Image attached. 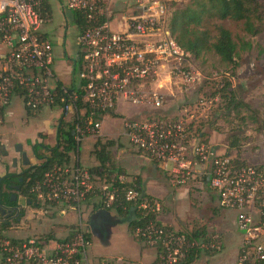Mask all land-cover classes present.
Returning <instances> with one entry per match:
<instances>
[{
    "label": "built area",
    "instance_id": "obj_1",
    "mask_svg": "<svg viewBox=\"0 0 264 264\" xmlns=\"http://www.w3.org/2000/svg\"><path fill=\"white\" fill-rule=\"evenodd\" d=\"M63 7L80 16L75 45L79 56L76 77L65 85L54 68L53 45L42 34L50 16L40 0H0V124L10 115L13 98L24 111L56 109L58 120L71 123L75 142L98 133L103 115L122 101L134 107L160 108L163 80L177 78L185 89L195 84L190 55L170 37L167 0H64ZM114 13L120 17H115ZM163 76H165L163 78ZM193 111L182 108L174 120H128L123 124L129 144L157 163L175 185L196 177L217 195L221 209L236 213L242 235L236 264H264V169L241 164L229 155L215 153L188 131ZM121 176L95 182L88 169L78 165L53 166L33 187L35 206L61 205L80 213L83 203L95 198L103 209L123 202L151 219L137 228L145 247L156 251L154 264H179L195 248L219 250V244H202L158 222L159 203L135 187H122ZM153 218V219H152ZM88 231L78 225L61 242L28 239L12 244L0 239L4 264H124V260L93 262L88 257Z\"/></svg>",
    "mask_w": 264,
    "mask_h": 264
},
{
    "label": "rangeland",
    "instance_id": "obj_2",
    "mask_svg": "<svg viewBox=\"0 0 264 264\" xmlns=\"http://www.w3.org/2000/svg\"><path fill=\"white\" fill-rule=\"evenodd\" d=\"M60 1L65 2L64 0ZM196 1L204 2L203 0H167L166 21L169 20L174 10L193 6ZM124 2L125 0H117L115 6H124ZM53 8L52 23L47 25L46 28L51 31V38L55 41L54 44L51 39L52 45H56L55 52L53 49L55 64L60 69L67 64V60L63 56L64 50L73 53V39L76 34L75 27L77 24L69 21L68 15H66L67 22H64L63 15L56 7V3H53ZM116 14L114 13L115 17L119 18L120 15L116 16ZM214 24L224 26L236 38H245L251 43L249 51L241 52L235 72H230L231 69L220 63L213 55H207L199 61H195L190 56L191 72L196 77L195 84L192 87L185 89L181 81L174 77H171L170 80L168 78H160V80H163L161 92L164 94L163 104L160 108L142 107L147 112L141 116H132L123 121L114 120L112 122L113 125H110L109 130L105 131V133L100 131L82 138L77 154L74 153L71 156L70 163H74L78 155L81 165L89 169L97 167L98 162L89 150L92 149V144L98 139L102 142L112 141L114 143V146L110 149L114 160L123 151L130 156H145L151 161L146 155L130 146L125 135L124 122L128 120H150L160 117L174 120L182 108L185 107L193 111L194 130L191 132L192 137L208 143L217 154L229 155L240 163L264 169V134L260 131L261 128H264V25L260 34L254 37H247L241 31L240 25L229 20L211 21L208 26L211 28ZM55 56L57 59H55ZM70 59L72 60L73 58ZM76 61H79V59ZM69 79L66 82H62L67 85ZM225 79H228L231 83L230 89L236 101L251 108V110L242 111L241 117L245 119L244 121L236 117L233 111H227L225 109L226 103L222 99L216 95L213 96V93L223 85ZM171 91H174L173 96L170 95ZM11 104L10 111L13 112V116L8 117L2 123L7 128L3 132L7 133L10 130V135L22 133L21 137L12 138L20 142L23 141L25 134H27L30 138H33L34 135L37 136L41 143L43 142L48 146L55 144L56 127L61 117L58 110L43 109L37 112L35 116H26L17 98H13ZM166 106L170 108L169 111L165 110ZM197 129L199 131L196 132ZM231 135H238L240 140L238 149L228 147V139ZM7 136L9 135H5V137ZM151 162L158 165L153 161ZM93 163L95 166H92ZM159 167L165 175L159 173L155 179V188L163 189V193L155 197L161 208L157 215L158 217L169 222L170 224L168 225L173 227L174 230L177 229L183 233L188 232L191 229L190 226L195 222L206 225L210 223V225H213V229H226L224 233H229L223 221L219 220L221 223H216L218 208L212 199V190L208 187L205 180L202 181L196 177L195 180L185 185H175L169 179L170 177H167V173L160 165ZM93 176L95 182H101L98 176ZM42 213L41 215L35 211H27L26 217L22 219L24 221L23 225L17 226L20 227L17 229L3 230L1 237L3 236L5 237L4 239L8 240L20 239L21 241L26 239L41 240L42 238L47 240L50 235L53 237L55 235V223H65V220L56 216L53 218L49 217L48 210H43ZM210 215L211 217L209 218ZM50 220L52 223H50ZM88 226L91 233L93 231L98 232L97 234L93 233L94 240L92 247L89 249V254L121 256L124 246L134 249V251L139 248L133 240L134 238L131 236L132 239L128 234L129 232H126V222L118 217L113 210L108 211L105 209L101 216L97 220H91ZM213 229L209 228L208 233L211 235L212 240L219 244V250L212 251L209 254L220 257L219 262L221 264H228V255L226 254L228 251L223 247V235L221 234L222 237L219 238L215 232H212ZM225 254L224 258L223 255Z\"/></svg>",
    "mask_w": 264,
    "mask_h": 264
},
{
    "label": "trees",
    "instance_id": "obj_3",
    "mask_svg": "<svg viewBox=\"0 0 264 264\" xmlns=\"http://www.w3.org/2000/svg\"><path fill=\"white\" fill-rule=\"evenodd\" d=\"M196 1L193 6H187L184 9H176L172 12L167 29L170 37L176 44L186 53H188L195 61H199L207 55L215 56L220 63L229 67L230 72H235L238 66L241 52L249 51L251 43L245 38H236L230 30L220 24H214L211 28L208 26L211 21L229 20L240 25L241 31L247 37H254L260 34L264 25V0H203ZM40 9L43 13L49 15V6L45 0H40ZM76 22H79L80 16L74 15ZM79 61L73 60L71 76L74 79L77 74ZM233 76V73H232ZM231 83L228 79L223 81V85L217 89L213 96H218L225 104L227 111H233L235 116L241 121L245 119L241 117L243 110H251L248 105L241 104L230 89ZM27 115H31L30 111H26ZM193 121L187 126L189 133L194 130ZM199 131L198 129L196 132ZM260 131L264 134V128ZM201 141V140H199ZM205 142V141H201ZM206 143V142H205ZM240 140L238 135H231L228 139V147L238 149ZM44 151L40 152L42 162L34 167L32 175V186L42 179L43 174L50 170L53 166H63L70 164L71 155L77 152L78 144L74 140L73 127L71 123H63L59 121L56 127L55 144L53 146H44L39 144ZM113 146V142H102L100 139L95 141L91 154L98 162L97 167L90 168L89 172L99 177L100 180L113 181V175H123V171L115 164L109 148ZM243 164V163H241ZM122 187H135L141 193L142 187L137 179L132 184L125 183ZM33 206L35 205L34 195L29 196ZM122 207L113 210L127 224V231L138 244H142V240L135 231L137 228L144 226L151 217L140 211L134 210L129 203L123 202ZM96 209V208H95ZM153 219V218H152ZM159 225L160 223L157 222ZM187 238L198 241L202 244L215 242L211 235L208 236L205 226L195 222L189 232L183 233ZM3 237V236H2ZM5 238V237H3ZM12 244L16 241L10 239ZM144 246V245H143ZM211 250L203 248H195L188 253L186 259L179 264H189L193 262L201 254H209ZM3 255V254H2ZM3 257V256H2ZM3 261V258H1Z\"/></svg>",
    "mask_w": 264,
    "mask_h": 264
},
{
    "label": "crops",
    "instance_id": "obj_4",
    "mask_svg": "<svg viewBox=\"0 0 264 264\" xmlns=\"http://www.w3.org/2000/svg\"><path fill=\"white\" fill-rule=\"evenodd\" d=\"M45 1L47 2V5L49 6L50 22L43 27V29H42L43 33L42 34L45 35L46 37L47 36L50 37V40H51L52 39L51 33H50L51 31L49 29H47L46 26L52 23V17H53V11H54L53 3H56V7L61 11V14L63 15L64 22H67L66 15H68L69 21H71V22L75 21V19H74L75 14L73 12L67 11L63 7V4H64L63 1H60V0H45ZM119 8H121V7H119ZM65 28H66V25H65ZM75 30H76V27H75ZM75 36H76V34H75ZM75 36L73 39V47H74L73 53H70L69 51H66V50H64V52H63V56L67 60V64H65L62 68L58 69V66H56V64H55L56 61L54 60V68L56 70V73H57L58 77L60 78V80L65 81V82L69 79V77H70V79L72 77L71 72H72V66H73V59H75V60L79 59L77 47L75 45ZM53 41L54 40L52 39V43H53ZM54 44H55V41H54ZM54 44H53V49L55 52L56 45L54 46ZM55 55H56V53H55ZM69 58H73V59L69 60ZM55 59H57L56 56H55ZM78 64H79V62H78ZM173 92L174 91L170 92L171 96H173L172 95ZM19 104H20V101H19ZM165 110L169 111L170 108L168 106H166ZM37 112H39V111H37ZM37 112H33V114H31L30 116H35L37 114ZM146 112L147 111L145 109H142V107L141 108L140 107L135 108L134 106H131V105H128L122 101H119L116 103L114 109L108 113L109 115L107 114L106 116L102 117L101 127H100L101 130L100 131H102V133H105V131H108L110 125H113L112 122L114 120L123 121L126 118H130L132 116L133 117L134 116H141L143 113H146ZM25 114L27 116L26 111H25ZM12 116H13V112L10 111V115L8 117L10 118ZM163 116H165V115H163ZM3 129H7V128L4 127ZM7 133L10 134V130H8ZM21 134L20 133H15V134L13 133L12 137L13 138L21 137ZM24 139H29L31 141V143H34V144L35 143H41L40 139L37 138V136H35V135L33 138H30L27 136V134H25ZM88 140H89V138H88ZM92 145H94V144H92ZM113 146H114V143H113ZM113 146H111L108 149L109 152ZM92 149H93V147H92ZM91 150H89V151H91ZM76 154H77V152H76ZM115 160H114L115 164L117 165V167H119L123 171L124 174L123 175H116V176L113 175L112 179H115L116 177L121 176L123 178L122 181L124 184L125 183H127V184L131 183L132 184L134 181H136L138 179L140 181L143 194H145L146 196H148L154 200H156L155 197H157L163 193V191H162L163 189L159 190V188H157V189L155 188L156 187L155 179L158 177L159 173L162 175H165L164 172H162V170L160 169L159 165L152 163L145 156H140V155L130 156L123 151L118 154V156L115 158ZM41 162H42V160L39 161L38 163L36 161L32 160V163L34 165H36V164L39 165ZM68 165H78V166L84 167V168L89 170V168L81 165V162H80V159L78 158V155H77L76 161L74 163H72V164L70 163ZM92 166H95L94 163ZM167 177H169V176L167 175ZM202 181H204V180H202ZM101 182H107V181L101 180ZM101 182H98V183H101ZM108 182H110V181H108ZM212 199L215 201L214 204H216V206L218 208L217 213L219 216L218 215L216 216L218 218V219L216 218V223L220 224L221 223L220 221H223L225 223V226H227L226 228L228 229L230 235H228L229 233L228 234L224 233V232H226V229H223V230H220L219 228L213 229V225H210V223L207 225L206 224H202V225L205 226V230H206L208 236H210V234L208 233L209 228H212L213 229L212 232H215L216 236H219V238L222 237L221 234L223 235V237H222L223 247L228 251V253H226L228 255V257H227L228 264H236V257H237V254L239 252V248H240L241 241H242V235L236 228V223H235L236 213L233 210L220 209L218 207L217 195L214 191H212ZM30 204H32V203L28 202L27 205H30ZM44 210L45 211L48 210V213L50 214L49 217H51V218L56 216L58 218H61L62 220H65V223L64 222H61V223H55L54 222L55 223V235H53V237H52V235H50V237H48L47 240L57 241V242H61L63 240H66L70 236H72L73 231L76 229V227L78 225H82L83 228L86 229V231H88V236H89L90 241H91L89 249L93 245V240H94L93 239V237H94L93 233L97 234L98 232L93 231L91 233L89 231L88 224L91 221V219L97 220L101 216V213L103 211H105V209H103L100 206V204L97 202V200L95 198L90 199L87 202L83 203L81 206L80 213H78L76 211L69 210L68 208L61 206V205L45 207ZM210 217H211V215L209 216V218ZM157 219L161 225L174 230L173 227L168 225L170 223L165 221L163 218L158 217ZM67 220H69V221H67ZM23 223H24V221L22 220L20 222L19 226L23 225ZM50 223H52L51 220H50ZM17 228H20V227H17ZM190 228H192V225L190 226ZM110 229H111V227H110ZM175 230H177V229H175ZM126 232L128 233L127 227H126ZM177 232L183 233L180 230L179 231L177 230ZM184 233H187V232H184ZM1 234H2V232H0V239H4L1 237ZM129 236L131 237L130 234H129ZM6 240H8V239H6ZM12 240L16 241V243L22 242L20 239H12ZM26 240H24V241H26ZM137 246L139 247L137 251H134V249H129L128 246H124V251L122 252L121 256H114V255L113 256H104V255H95L92 253L89 254V249H88V257L93 262H99L101 260H114V259L120 258V259L124 260V262H125L124 264H154V261L156 259V251L153 248H149V247L147 248V247L143 246V244L137 243ZM226 254L223 255L224 258L226 256ZM2 256L3 255L0 252V260H1V263L4 264V256L3 257ZM1 258H3V261ZM219 259H220V257L211 256L210 254H208V255L207 254H201L193 262H191L189 264H202V263L203 264H221V262H219ZM22 264H36V263L25 262Z\"/></svg>",
    "mask_w": 264,
    "mask_h": 264
},
{
    "label": "flooded vegetation",
    "instance_id": "obj_5",
    "mask_svg": "<svg viewBox=\"0 0 264 264\" xmlns=\"http://www.w3.org/2000/svg\"><path fill=\"white\" fill-rule=\"evenodd\" d=\"M4 127L0 124V232L17 229L26 217L29 196L33 195L32 175L37 166L32 160L41 161L40 152L44 149L39 144L48 146L43 142L31 143L29 139L16 141L11 133L3 132Z\"/></svg>",
    "mask_w": 264,
    "mask_h": 264
},
{
    "label": "water",
    "instance_id": "obj_6",
    "mask_svg": "<svg viewBox=\"0 0 264 264\" xmlns=\"http://www.w3.org/2000/svg\"><path fill=\"white\" fill-rule=\"evenodd\" d=\"M24 164H25V165H27L28 163H27V162H25ZM91 220H92V219H91Z\"/></svg>",
    "mask_w": 264,
    "mask_h": 264
}]
</instances>
